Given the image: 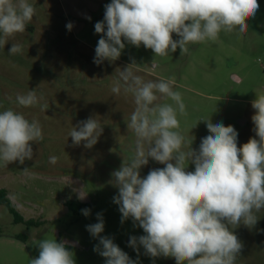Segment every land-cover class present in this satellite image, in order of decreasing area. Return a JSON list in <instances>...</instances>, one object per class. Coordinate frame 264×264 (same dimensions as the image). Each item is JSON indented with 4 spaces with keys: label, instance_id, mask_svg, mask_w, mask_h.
Returning <instances> with one entry per match:
<instances>
[{
    "label": "rangeland",
    "instance_id": "374dc122",
    "mask_svg": "<svg viewBox=\"0 0 264 264\" xmlns=\"http://www.w3.org/2000/svg\"><path fill=\"white\" fill-rule=\"evenodd\" d=\"M28 2L36 12L26 31L0 45V111L13 109L30 122L38 121L43 139L31 142L33 158L25 159L24 164L0 161V189L24 219L41 224L14 223L0 205V264H29L39 255L36 243L41 239L65 242L75 264H105V258L93 250L99 238L86 228L98 222V213L104 221L100 235L111 238L136 264H176L174 257L153 258L142 245H137L138 252L129 246L130 237L146 233L132 218L121 222L119 205L113 200L118 188L111 181L112 173L135 152L136 137L127 128L135 103L132 93H125L123 87L119 94L111 89L120 71L133 62V73L145 82L172 79L173 90L181 93L186 106V114H178L184 151L190 143L199 151L202 138L210 135L207 119L234 126L238 147L250 138L258 139L251 102L264 94V0H258L259 10L243 33L221 31L216 42L190 44L187 54L181 55L177 48L164 57L124 41L117 60L99 65L93 61L103 34L95 33L94 26L104 20L105 5L111 0ZM69 22L71 30L66 27ZM173 39L179 37L173 33ZM13 43L22 46L16 55L9 54ZM32 90L42 99L35 106H20L17 95ZM156 103L174 102L161 97ZM42 104L48 109L42 111ZM89 118L97 119L103 128L98 142L90 149L83 141L73 145L70 131ZM51 156L58 157L57 163L49 162ZM163 167L149 158L140 176ZM194 170L189 162L186 171ZM66 201L85 205L69 209ZM82 209H89L90 214L83 215ZM254 214V226L229 225L243 244L235 264H264V208Z\"/></svg>",
    "mask_w": 264,
    "mask_h": 264
},
{
    "label": "clouds",
    "instance_id": "9594fccd",
    "mask_svg": "<svg viewBox=\"0 0 264 264\" xmlns=\"http://www.w3.org/2000/svg\"><path fill=\"white\" fill-rule=\"evenodd\" d=\"M259 7L258 0H111L105 5L104 20L94 26L95 33L103 35L93 62L99 65L117 60L125 48L124 41L136 47L143 45L159 57L177 48L184 55L190 44L216 42L221 31L245 32ZM35 12L28 0H0V45L26 31ZM66 27L71 30L73 24L69 22ZM173 33L178 40L173 39ZM21 51L22 46L13 43L9 54ZM132 65L135 63L120 71L111 89L119 94L123 87L125 93H132L135 103L127 123L136 137L135 152L128 163L112 173L111 181L118 188L113 200L119 205L121 222L132 218L146 233L130 237L129 246L138 252L137 245H142L153 258L174 257L176 264H235L243 244L229 225L254 226V210L264 208V94L251 102L258 139L250 138L238 147L234 126L207 119L210 135L202 138L199 151L193 150L191 143L184 151L178 114L185 115L186 106L181 93L173 90L175 82H145L133 73ZM161 97L174 103H156ZM40 99L34 90L16 97L23 107L35 106ZM46 109L48 105L42 104L41 110ZM102 131L97 119L89 118L74 126L69 136L73 145L83 141L90 149ZM42 139L38 121L30 122L13 109L0 111V161L5 165L31 160V142ZM149 158L165 167L141 178L140 169ZM57 160L56 156L49 158L51 164ZM189 162L194 164V171H186ZM82 214L88 216L90 210L82 209ZM97 219L86 228L99 238L93 250L105 258V264H136L111 238L100 235L104 231L102 214L98 213ZM36 244L39 255L29 264H75L65 242L41 239Z\"/></svg>",
    "mask_w": 264,
    "mask_h": 264
},
{
    "label": "trees",
    "instance_id": "16d2710c",
    "mask_svg": "<svg viewBox=\"0 0 264 264\" xmlns=\"http://www.w3.org/2000/svg\"><path fill=\"white\" fill-rule=\"evenodd\" d=\"M0 205H3L7 211L12 215L14 223H23L26 226H38L41 224L39 221H35L32 218L24 219L16 210L15 206L11 203V201L6 197V193L4 189H0ZM65 205L72 209L74 206L82 207L85 204L81 202L75 201H66Z\"/></svg>",
    "mask_w": 264,
    "mask_h": 264
}]
</instances>
